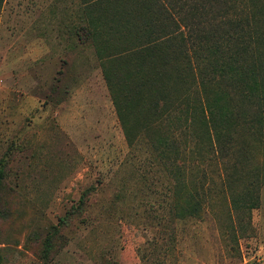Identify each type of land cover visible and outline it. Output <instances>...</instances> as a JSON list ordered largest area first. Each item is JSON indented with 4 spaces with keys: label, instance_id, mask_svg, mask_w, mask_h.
I'll list each match as a JSON object with an SVG mask.
<instances>
[{
    "label": "rangeland",
    "instance_id": "obj_1",
    "mask_svg": "<svg viewBox=\"0 0 264 264\" xmlns=\"http://www.w3.org/2000/svg\"><path fill=\"white\" fill-rule=\"evenodd\" d=\"M137 3L0 0L1 264H264V111L242 96L262 93L258 74L220 93V150L196 109L218 91L197 75L156 119L122 110L137 105V48L121 27ZM145 3L155 36L187 38L155 50L168 70L205 64L212 43L253 55L257 29L264 59V0ZM161 4L169 14L152 13Z\"/></svg>",
    "mask_w": 264,
    "mask_h": 264
},
{
    "label": "trees",
    "instance_id": "obj_2",
    "mask_svg": "<svg viewBox=\"0 0 264 264\" xmlns=\"http://www.w3.org/2000/svg\"><path fill=\"white\" fill-rule=\"evenodd\" d=\"M146 0H138L137 5L134 7V17L129 20L119 19V21H126L125 24L121 25L123 28V34L127 35V32L132 34L130 37L132 43L136 49L134 59H135V73L137 78L132 82V91L137 98V105L132 106H123V102L120 101L119 104L122 110L131 109L134 112H140L148 117L149 119H156L162 113L163 109L167 110L169 106H173L178 103H183L184 101H179L178 94L174 95V91H178L182 97L188 96L187 92L189 91L193 78L195 75L198 76L199 82L202 86H212L215 87L217 92L216 99L213 101H208L204 106H198L200 119L203 123L212 125L213 134H214V148L217 146L220 150L222 147L225 148V142H230L231 137L229 136V129L225 126L219 124V117H223L222 114L228 115L230 113V108L228 104L222 103L221 100L229 98L227 95L229 91L226 87H229L230 91L232 86L236 85L237 82L244 81L247 73H252L253 83L255 80V75L258 74L259 86L262 88V93L256 94V96H247L250 93V89L242 91V96L248 98H257L261 109L264 111V59L261 57L262 47L259 46L257 37H261V31L259 29L253 30V33H249L248 37L253 42L254 52L250 56H242V51L230 53L227 52L223 47L218 44H213L209 48V53L204 58L205 64L196 63V65H191L188 58L184 59L183 62H177V65L170 67L168 70L167 64L170 62L166 56L161 62H155V50L159 48V45L162 41H165L164 36L165 32L158 38L149 30V25L152 19L145 20L142 15L143 11L150 9L151 5L145 3ZM164 5H159L157 8L152 9V13H159L160 15L169 14L168 9L165 8V11L162 9ZM167 9V10H166ZM252 18L255 17L252 15ZM92 20V19H91ZM86 26L87 34L93 35L94 31L97 30L96 21L92 20ZM256 18L254 19V21ZM121 22V23H122ZM162 22V21H161ZM158 23V22H157ZM163 23V22H162ZM159 24V23H158ZM96 27V28H95ZM236 24L233 23V32H236ZM85 30V27H83ZM128 30V31H126ZM166 36L168 42H187V38L182 31L178 32V35ZM238 34L235 36L233 43L239 41L245 34ZM242 35V36H241ZM256 35V36H255ZM241 36V38H240ZM184 44V43H183ZM253 59V63L250 62V59ZM255 66L256 71L254 70L253 65ZM245 66H248V69L245 70ZM163 69L165 72V80H161L163 75ZM197 72H196V71ZM195 71V72H194ZM246 71V72H245ZM171 72V73H170ZM243 76H239L242 75ZM174 76V81H171L173 85H169V81L172 80ZM169 77V78H168ZM170 82V83H171ZM127 82L124 83L126 85ZM172 90H174L172 92ZM255 90H251L254 92ZM172 92V93H171ZM223 94V97L221 94ZM187 94V95H185ZM119 104L116 106L119 108ZM122 106V107H121ZM220 106V107H219ZM127 107V108H126ZM222 107V108H221ZM189 107L183 108L181 111L184 112L185 116ZM218 111H217V110ZM221 109L224 111L222 112ZM190 117H194V111L190 109ZM123 114V112H122ZM221 114V115H220ZM119 115L121 116V109H119ZM125 119V114L123 115ZM226 117V116H224ZM241 119L245 117V114H240ZM126 120V119H125ZM124 120V123H125ZM126 126V133L129 134V130ZM127 134V135H128ZM2 177V170L0 169V178ZM1 254H0V264H1Z\"/></svg>",
    "mask_w": 264,
    "mask_h": 264
}]
</instances>
